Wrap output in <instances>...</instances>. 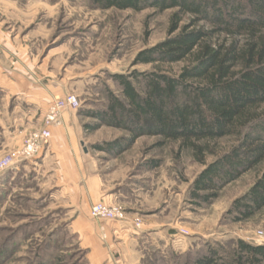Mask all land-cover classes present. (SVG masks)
I'll return each mask as SVG.
<instances>
[{
  "label": "rangeland",
  "instance_id": "1",
  "mask_svg": "<svg viewBox=\"0 0 264 264\" xmlns=\"http://www.w3.org/2000/svg\"><path fill=\"white\" fill-rule=\"evenodd\" d=\"M174 12L102 10L91 0H0V31L9 36L15 54L19 52L22 57H27L28 64L24 66L22 62L23 68L38 75L46 93L51 88L61 87L78 97V113L102 109L106 103L105 91L119 95L120 90L110 80V75L154 70L149 65L132 66V62L138 52L168 37L170 17ZM189 21V16L183 17L180 26L189 24ZM200 25L206 30L212 29L207 23ZM211 41L215 45L229 44L231 39L216 34ZM244 41L245 38L240 37L239 46ZM189 64L185 60L159 66L157 70L176 76ZM63 96L52 94L51 102ZM254 114L257 119L253 124L264 127V104L255 108ZM81 119L84 124L95 121ZM263 130L260 132L264 133ZM85 134V150L99 168L117 170L120 180H138L143 185L145 183V187H172L166 193L168 203L158 201L157 209L149 213L153 214L150 217H129L125 211L126 218L139 219L141 226L144 217L158 225L171 224L170 245L175 249H167V254L162 250H150L142 258V264H154V260L161 256L169 262L168 253L180 254L181 248L176 245L181 237L194 238L198 247L205 242L216 243L224 245L227 250L232 248L228 243L235 240L264 245L257 235L264 232V209L239 223L231 222L229 218L223 220L231 204L247 192L264 170V162L224 187L212 204L200 208L189 201L188 191L204 166L194 161L190 150H179V144L170 141L157 146L161 138L142 137L129 150L110 156L92 147L126 137L125 132L102 126ZM238 142L236 136L201 142L212 151V155L205 157V163H211ZM14 152L6 153L2 158ZM154 163L157 166L153 167ZM38 195L36 187H0V248L11 244L0 264H85L82 250L67 229L64 214L47 207L48 199L43 202L38 200ZM161 209L166 210L167 215L154 216ZM47 248L51 250L50 254Z\"/></svg>",
  "mask_w": 264,
  "mask_h": 264
},
{
  "label": "trees",
  "instance_id": "2",
  "mask_svg": "<svg viewBox=\"0 0 264 264\" xmlns=\"http://www.w3.org/2000/svg\"><path fill=\"white\" fill-rule=\"evenodd\" d=\"M91 2L102 10H175L168 37L138 52L132 62V66L149 65L154 70L110 75L119 95L105 91L102 109L78 111L80 117L95 120L83 125L86 133L106 126L127 134L95 145L94 150L118 156L142 137L161 138L157 146L177 142L179 150H190L194 161L204 166L188 191L189 201L200 208L212 204L224 187L264 162V133L260 132L264 127L253 124L257 119L254 109L264 104V0ZM185 16L190 17L189 24L181 27ZM201 23L212 29L206 30ZM216 34L228 36L231 42L213 44ZM240 37L245 38L242 46ZM185 60L190 64L176 76L157 70L159 66ZM228 136L238 137V144L206 164L205 157L212 151L200 143ZM262 209L264 170L247 192L231 204L223 220L239 223ZM228 244L232 245L231 250L205 242L183 254L168 253L169 262L165 256L156 258L154 264H264V245L242 240ZM10 245L0 248V263ZM46 250L50 254L51 250Z\"/></svg>",
  "mask_w": 264,
  "mask_h": 264
},
{
  "label": "crops",
  "instance_id": "3",
  "mask_svg": "<svg viewBox=\"0 0 264 264\" xmlns=\"http://www.w3.org/2000/svg\"><path fill=\"white\" fill-rule=\"evenodd\" d=\"M8 39L0 31V159L20 148L30 132L41 128L52 94H70L61 87L46 93L38 75L23 68L22 62L24 66L28 64L27 57L15 54ZM83 125L77 111L64 112L59 122L50 127L47 145L34 158L2 173L0 187H36L38 200L44 202L47 198V207L64 214L69 233L84 252L85 264H142L150 250L166 254L167 249L174 250L170 245L171 224L158 225L144 217L142 226L135 229L130 218L123 222L90 218V208L99 202L118 203L129 217H150L158 201L168 203L166 193L172 187H145L138 180H120L117 170L99 168L85 150ZM155 215L167 213L161 209ZM194 240L181 237L176 245L181 248L180 254L196 246Z\"/></svg>",
  "mask_w": 264,
  "mask_h": 264
},
{
  "label": "built area",
  "instance_id": "4",
  "mask_svg": "<svg viewBox=\"0 0 264 264\" xmlns=\"http://www.w3.org/2000/svg\"><path fill=\"white\" fill-rule=\"evenodd\" d=\"M80 107L79 99L74 94H66L51 102L47 108L41 128L33 130L24 139L20 148L11 155L0 160V175L16 164L34 158L50 139V127L56 125L61 115L66 111H77ZM90 218L98 221H126L125 209L119 204H94L90 208ZM135 229L141 227L139 219L133 221ZM260 243H264V232L257 233ZM261 245V244H259Z\"/></svg>",
  "mask_w": 264,
  "mask_h": 264
}]
</instances>
